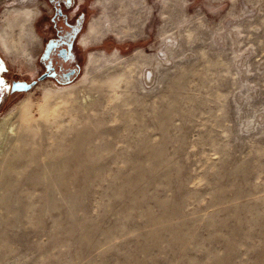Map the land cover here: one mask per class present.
Returning <instances> with one entry per match:
<instances>
[{
    "label": "rangeland",
    "instance_id": "374dc122",
    "mask_svg": "<svg viewBox=\"0 0 264 264\" xmlns=\"http://www.w3.org/2000/svg\"><path fill=\"white\" fill-rule=\"evenodd\" d=\"M130 1L119 36L85 0L65 83L47 1L0 0L5 77L35 82L0 95L27 136L0 135V264H264V0Z\"/></svg>",
    "mask_w": 264,
    "mask_h": 264
},
{
    "label": "flooded vegetation",
    "instance_id": "af4514ba",
    "mask_svg": "<svg viewBox=\"0 0 264 264\" xmlns=\"http://www.w3.org/2000/svg\"><path fill=\"white\" fill-rule=\"evenodd\" d=\"M49 9H45V36L41 55L40 79H57L69 82L78 73L79 65L76 47L77 39L87 20L85 0H46ZM6 69L0 65V95L9 88L27 89L35 83L27 84L17 80L9 81L5 77ZM10 90V91H11Z\"/></svg>",
    "mask_w": 264,
    "mask_h": 264
},
{
    "label": "bare ground",
    "instance_id": "6f19581e",
    "mask_svg": "<svg viewBox=\"0 0 264 264\" xmlns=\"http://www.w3.org/2000/svg\"><path fill=\"white\" fill-rule=\"evenodd\" d=\"M176 1L179 2V0H176ZM110 3L112 4L113 7H115V9L118 10L117 14L127 15V16H129V18L132 21V25H130V27L125 28V29H123V28L121 29L120 28L121 30H119L120 31L119 32V36L128 35V34H132L133 35V29H134V27H136L138 25V22H139V19H140V15L138 13H135L134 11H132V9H131L132 8L131 7V1L130 0H110ZM112 12H114V10ZM122 17H125V16H122ZM117 20H119V19H117ZM96 32L97 31H95L93 29V34L92 35H94ZM93 61L96 62V58L94 59V57H93ZM155 64H156V62H155ZM73 94L74 93H73L72 90L64 89L61 92L56 93L54 95V97H55V99H60V100H67L70 97H72V99H76L75 97H73ZM21 116H23V115L20 112H12V113L6 115L5 117H3L2 120H1V124H0V135L1 136L4 135L10 142L15 141L16 143L20 144L21 141H22V143H24V139H26L27 136L25 138L23 136V132H22V135H20L21 134V133L19 134L20 131L18 132L19 135L17 134V130H19V129H17V123L18 122H16V120H17L18 117L21 118ZM25 127H27V125L24 126V129L20 128V130H25ZM28 137H30V136H28ZM17 148H20V147L16 146V150H17ZM1 153H3L2 150H0V154ZM13 154L11 155V157L15 158L14 157L15 154L14 155ZM17 160H18V158H17Z\"/></svg>",
    "mask_w": 264,
    "mask_h": 264
}]
</instances>
